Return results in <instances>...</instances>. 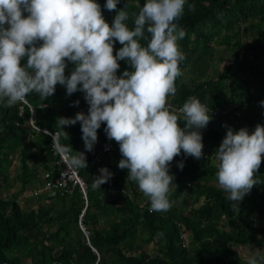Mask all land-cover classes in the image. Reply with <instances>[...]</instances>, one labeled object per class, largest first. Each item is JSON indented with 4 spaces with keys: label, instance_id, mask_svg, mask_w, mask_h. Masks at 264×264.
<instances>
[{
    "label": "trees",
    "instance_id": "16d2710c",
    "mask_svg": "<svg viewBox=\"0 0 264 264\" xmlns=\"http://www.w3.org/2000/svg\"><path fill=\"white\" fill-rule=\"evenodd\" d=\"M102 15L110 25L116 11L103 6L106 0H96ZM146 0H120L118 10L127 4L132 28L133 14H138ZM195 5L190 11L185 5L177 23L186 36L179 41L186 59L181 68L194 64L200 51L209 52L215 43H224L234 51L232 60L214 78L206 77L187 86L176 80L177 92L169 104L179 109L189 97H197L210 108L231 107L239 116L212 117L203 136V156L197 160L183 151L170 163L174 175L168 212L148 211L150 202L135 182L127 180L128 170L118 167L122 155L115 140H109L105 124L97 131L93 150H85L80 123L66 126L72 155L84 152L87 168H79L86 185L87 203L77 189L71 196L48 197L41 194L37 207L24 210L19 201L27 202L30 192L25 188L39 179L41 172L58 168L59 156L52 149V139L33 128L28 119L32 109L36 128L59 132L57 118H74L77 112L88 113L89 105L82 92L71 96L57 85L55 94L41 99L36 94L24 103L7 106L0 103V184L8 189V167L18 159L15 182L20 195L0 196V264H247L238 253L240 248L253 247L264 252V157L256 173L261 184L245 195L234 211L228 194L219 188L215 173V150L230 127L234 131L247 128L251 133L257 124L264 125V0H188ZM27 16V13H24ZM236 39V40H235ZM146 46L147 41H141ZM122 45L114 44V55ZM196 55L198 57H196ZM117 75L131 70L126 61H119ZM74 65L68 63L65 74ZM79 104L74 106V101ZM181 127L184 122H181ZM108 146L109 150L94 164L93 157ZM184 163L181 170L178 165ZM105 167L112 177L101 188L93 189L95 176ZM25 191V192H24ZM24 195V196H22ZM42 198L43 202L40 201ZM32 199V198H31ZM35 200V199H32ZM178 208L176 203H186ZM47 202L48 204L44 203ZM202 201V203H200ZM28 204L30 202H27ZM88 232L86 238L78 222ZM108 228H96L100 222ZM160 233H163L161 236ZM187 237V246L184 238ZM152 246V253L144 247Z\"/></svg>",
    "mask_w": 264,
    "mask_h": 264
},
{
    "label": "clouds",
    "instance_id": "9594fccd",
    "mask_svg": "<svg viewBox=\"0 0 264 264\" xmlns=\"http://www.w3.org/2000/svg\"><path fill=\"white\" fill-rule=\"evenodd\" d=\"M119 2L106 0L103 6L116 11L110 25L96 0H0V103L27 104L30 94L46 100L55 94L58 84L66 88L68 96L82 92L88 113L57 118L60 131L52 135L53 148L67 157L68 167L87 168L84 152L72 155L71 146L61 143L69 138L64 128L79 122L85 150L91 152L104 123L107 138L119 145L122 159L118 167L128 170L127 180L135 182L148 198V211L168 212L173 206L169 196L174 184L170 163L181 151L197 160L203 156L200 130L212 119L211 109L195 96L179 109L169 104L186 59L179 44L186 31L177 21L186 4L193 12L195 5L188 0H146L138 14H133L130 28L127 4L118 10ZM117 41L122 47L114 55ZM119 61H126L131 70L117 75ZM68 63L74 65L70 75L65 74ZM260 103L264 105V101ZM262 157L261 124L251 133L247 128L234 131L229 127L215 150V177L234 211L262 183L256 175ZM178 167L182 170L184 163ZM99 173L93 189L112 177L105 167ZM247 264H264V253L253 252Z\"/></svg>",
    "mask_w": 264,
    "mask_h": 264
},
{
    "label": "rangeland",
    "instance_id": "374dc122",
    "mask_svg": "<svg viewBox=\"0 0 264 264\" xmlns=\"http://www.w3.org/2000/svg\"><path fill=\"white\" fill-rule=\"evenodd\" d=\"M236 40V39H235ZM234 51H231L228 49L227 45L224 43H215L212 45L209 52L206 54L203 51H200L199 53V59L194 64H191L190 66L183 67L182 72L183 75L180 76L179 83L185 84L187 86H191L195 83H197L199 80L206 79V77L214 78L216 76V70L222 71L223 68L229 64V62L232 60V54ZM196 57H198L196 55ZM29 122V119H28ZM214 162H216V159H214ZM18 165V159L15 158V154L12 158V164L8 167L7 172L9 171L8 176V189L4 188V184H0V196L5 198V196H13L16 195L21 196L20 191V184L18 182H15V170H17ZM41 182V179L39 178L35 184L31 182L28 184V186L25 188L24 195H28L27 191L30 192L33 188L39 187ZM218 186V183H215ZM22 195V196H24ZM23 200L19 201L21 204L22 209L29 210L30 208H36L38 200H32L31 197L28 199L27 202H30L29 204ZM26 200V199H25ZM41 202H43L42 198L40 199ZM44 203L48 204L44 201ZM202 203V201H200ZM178 208H188L189 207V200H186V203H176ZM262 225H264V220H261L260 222ZM80 224V223H79ZM82 225V224H81ZM96 228H108L106 224H104L102 221L99 223ZM152 246H145L144 249L147 252L152 253ZM258 251L257 249L253 247L248 248H240L238 249V253L240 254L241 258L245 261L248 260V257L253 253ZM264 253V252H263ZM27 260L23 259V263L26 264ZM28 263V262H27Z\"/></svg>",
    "mask_w": 264,
    "mask_h": 264
},
{
    "label": "built area",
    "instance_id": "2783aa9c",
    "mask_svg": "<svg viewBox=\"0 0 264 264\" xmlns=\"http://www.w3.org/2000/svg\"><path fill=\"white\" fill-rule=\"evenodd\" d=\"M28 107L29 105L26 104ZM209 107V106H208ZM31 115L29 118V124L31 128L42 132L46 135H48L52 139V135L55 133H50L46 129H39L36 128L33 124V113L31 107ZM211 109V116L212 117H226V116H239L238 113H234L233 109L230 107H215V108H210ZM53 151L55 154L59 156V161H58V168L51 169L50 171H44L41 174V186L39 188H35L32 190L31 193V198L32 199H38L40 195L43 193L47 195L48 197H55V196H60L63 197L65 195L71 196L74 194L75 190H79L81 193V196L83 200L86 203L87 200V191H86V185L83 182V180L79 176V168H72L68 167L66 165V156H61L52 146ZM108 150V147H104L101 151V153H105ZM93 162L94 164H98L100 162V156L96 155L93 157ZM82 232L85 235V237H88V232L85 230V228L81 225ZM187 237L184 238V246H187Z\"/></svg>",
    "mask_w": 264,
    "mask_h": 264
},
{
    "label": "water",
    "instance_id": "95a60500",
    "mask_svg": "<svg viewBox=\"0 0 264 264\" xmlns=\"http://www.w3.org/2000/svg\"><path fill=\"white\" fill-rule=\"evenodd\" d=\"M79 223H80V224H79ZM78 226H79L80 230L82 231L80 220H79V222H78ZM84 236H85V235H84Z\"/></svg>",
    "mask_w": 264,
    "mask_h": 264
}]
</instances>
